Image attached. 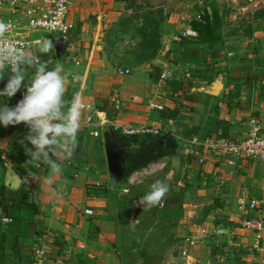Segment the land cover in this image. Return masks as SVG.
<instances>
[{
	"label": "crops",
	"instance_id": "obj_1",
	"mask_svg": "<svg viewBox=\"0 0 264 264\" xmlns=\"http://www.w3.org/2000/svg\"><path fill=\"white\" fill-rule=\"evenodd\" d=\"M133 13L134 10L126 0H71L69 21L74 29L67 40H64L68 42L66 51L60 58L53 46L46 54L39 49L31 53L49 63L55 57L57 63L63 64V75L66 76L65 95H68H64V100L68 97L69 103L78 94L82 101L95 103L103 117L118 123L160 126L161 123L153 120L150 115L156 112L161 117V112L148 107L145 103L146 93L159 94L160 90H168L170 93L173 86L169 85V81L161 83L160 80H154L151 75L155 74L159 78V74L155 70L156 73L152 72L149 65L147 68L142 66L135 74L118 75L108 59L110 39L113 40L111 49L117 51L116 47L126 49L132 36H137L134 27L139 20L132 23L127 21L133 18ZM20 19L26 23L23 15ZM124 21L129 24H124ZM26 36L49 41L51 45L53 40L61 39L43 32L29 33ZM162 36V47L153 61V66H157L160 73L172 68L178 69L185 63L182 54L175 60L169 58L170 51L175 49L178 40L177 30L164 32ZM254 39L253 50H250L247 57L256 73H260L259 71H264V32L256 30ZM167 56L169 57L166 58ZM73 75L80 77L78 82H73ZM235 77L234 82L240 83V87L238 90L235 86L231 87L230 91L238 92L232 94L235 95L232 100L223 102L224 92L220 97L194 92L193 94L201 95L199 100L185 101L192 112H182V109L177 120L167 119L163 124L174 137L176 129L179 131L184 128L180 140L186 146L193 139L182 135L188 127H199L200 133L210 131L212 139L217 122L226 123L229 134L234 139H243L248 135L251 118H255L264 128V76L254 79L253 85L246 83L242 76ZM4 79H8V76ZM240 80L242 81L238 82ZM114 99L120 101L119 109L116 108ZM163 100L165 103L162 100L160 102L164 103V109L174 110L180 104L172 99ZM14 106L12 100V107ZM64 111H67V104ZM182 115L184 117L181 119ZM84 118L85 113L82 112L80 119ZM92 128L80 124L76 152L71 158L60 162L62 171L55 174L47 165L29 161L30 157L19 143L28 134L25 124L8 127L0 124V201L12 197V192H15L5 186L6 164L11 165L22 179L27 174L38 177L30 186L23 184L25 196L20 211L10 210L6 215L0 208V264H33V250L37 245L46 248L50 264H122L113 246L117 223L108 216L107 211L109 199L106 193L109 187L105 184L110 182L107 131H102L100 137L95 138L90 134ZM176 138L178 140V136ZM28 147L31 145L28 144ZM199 159L196 157L195 160ZM38 166L41 168L37 169ZM196 169L191 170L193 173L190 171L191 175L210 185L209 189L201 187L200 192H216L222 202L239 208L241 220L264 218V163L238 159L235 166H230L225 158L209 152L206 153L202 167ZM253 199L263 201V205L251 210L249 203ZM219 231L225 233L226 237H231L230 246L245 250L246 264H263L261 254L254 249L255 236L252 231L240 226ZM203 236H194L197 243L193 247L186 244L184 251L188 258L199 257L201 248L198 241ZM81 244H84L85 249H81ZM262 245L264 247V239Z\"/></svg>",
	"mask_w": 264,
	"mask_h": 264
},
{
	"label": "rangeland",
	"instance_id": "obj_2",
	"mask_svg": "<svg viewBox=\"0 0 264 264\" xmlns=\"http://www.w3.org/2000/svg\"><path fill=\"white\" fill-rule=\"evenodd\" d=\"M126 1L134 10V16L141 17L140 19H144L155 28L148 27L149 37L145 38V41L148 40L145 46L138 32V28L142 25L141 20L134 27L137 36H132L126 49L122 50L119 46L116 47L117 51H114L111 49L113 40L108 41L110 60L108 61L115 70L125 68L129 69L131 74H135V71L140 70L142 66L147 68L149 65L148 68L156 73L154 70L158 67L153 66V61L158 57L162 47L159 46L158 39L161 37L162 42V34L172 29L177 30L178 44L176 43L175 49L170 51L171 56L166 58L175 60L182 52H193L191 53L193 57L189 55L190 58L178 69L172 68L168 71L172 74L171 82L180 84L179 89L172 87L170 93L168 90H160L159 94L146 93L145 103L154 111L162 112V109L154 106L164 108L163 99H172L175 103H180L178 105L181 110L184 109L182 112H192L190 105L185 102V97L189 93L193 94L192 89L197 88H190L189 85L196 76L201 79L211 77L213 81L220 79L225 85L223 102L230 101L235 96L232 95L234 90L230 91L232 86L240 84L234 82L235 76H247L243 79L250 85L255 83V76L259 78L264 76V71L256 73V69L247 57L250 50H253L254 32L256 30L264 32V0ZM183 15L188 16L187 22L182 20ZM149 17L152 20H149ZM189 28L196 35L185 36L184 31ZM152 57L156 58L151 60ZM56 63L54 57L52 63L48 62V67L50 65L54 67ZM30 79L29 75V79L24 83L27 84ZM21 88L26 89L23 86ZM65 100L70 101L68 97ZM155 113L150 117L161 123L160 126L157 125L161 128L157 136L166 133L171 135V131L163 124L167 119ZM182 117L184 115L181 119ZM183 130L184 128L179 131L176 129L175 138L178 136L180 146L174 154L136 171L115 189L110 187V182L105 184L109 187L106 193L109 199L108 216L117 223L113 239L114 249L120 256L122 264H246L245 250L230 246L231 237H226L225 233L219 231L241 227V212L239 208L222 202L216 192L199 191L201 187L206 189L210 185L208 182L200 181L201 179L196 180V177L191 175V172L193 173L191 170H197L196 168L202 167L203 163L200 160L196 161V157L188 153L189 144L186 146L181 142L180 136ZM140 137L142 138H138V141L150 139L145 137L151 136ZM157 180L166 183L169 191L160 204L143 209L142 206L137 205V201ZM234 218L238 220L237 223L233 221ZM204 230L205 236H203ZM194 236H203L198 241L200 254L199 257L188 258L184 254L188 244L187 239Z\"/></svg>",
	"mask_w": 264,
	"mask_h": 264
},
{
	"label": "clouds",
	"instance_id": "obj_3",
	"mask_svg": "<svg viewBox=\"0 0 264 264\" xmlns=\"http://www.w3.org/2000/svg\"><path fill=\"white\" fill-rule=\"evenodd\" d=\"M10 28V22L0 20V81L8 76L7 83L0 90V97L11 98L22 86L26 92L14 107L0 102V124L4 127L25 124L28 134L19 143L30 157L29 161L45 164L52 173L60 174V162L71 158L76 152L80 117L85 105L78 94L73 96L70 103L64 100L66 76L63 75V64L57 63L52 70H48L47 61L7 38ZM37 46L43 54L52 47L51 42L46 40L38 42ZM29 69L33 73L26 84ZM79 79L78 75L72 76L74 83ZM168 191V185L157 180L139 198L137 205L143 209L156 206Z\"/></svg>",
	"mask_w": 264,
	"mask_h": 264
},
{
	"label": "built area",
	"instance_id": "obj_4",
	"mask_svg": "<svg viewBox=\"0 0 264 264\" xmlns=\"http://www.w3.org/2000/svg\"><path fill=\"white\" fill-rule=\"evenodd\" d=\"M71 0H0V20L11 23V28L6 34L7 38L17 43L26 50L32 52L38 49V42L42 39L30 38L26 34L34 32H43L48 36H55L63 40L74 29L73 24L69 21ZM23 15L26 23L20 19ZM183 21H188V16H182ZM185 36H194L195 32L191 28L184 31ZM37 56V55H36ZM116 72L122 76L131 74L129 69L120 68ZM161 83L172 81V74L169 72L161 73L159 78ZM26 90H19L12 100L16 105L23 98ZM117 109H119L120 101L113 100ZM85 108L82 112L85 113V118L80 119V124L91 128V136L98 138L102 131H111L126 137L138 136H157L161 132L158 126L121 124L117 121L103 117V113L98 109L95 103L82 101ZM158 109H164L162 106H154ZM250 131L243 139H218L206 140L204 142L196 139L188 142L190 149L188 153L200 158V162H205L206 153H212L214 156L225 158L227 164L235 166L238 159L258 160L264 163V128L255 119L250 122ZM167 134V133H166ZM41 167L38 166L37 169ZM34 174H27L22 181L25 186H30L37 180ZM263 201L258 202L253 199L249 203L251 210L260 208ZM241 228L250 230L255 236V250L261 254V261L264 264V247L262 245L264 239V218H245L240 222ZM205 234L206 231L204 230ZM187 242L190 246L196 245V239L189 238ZM81 249H85L84 244H81ZM187 255V252L184 251ZM33 264H50L47 259V251L43 245H37L33 250Z\"/></svg>",
	"mask_w": 264,
	"mask_h": 264
},
{
	"label": "trees",
	"instance_id": "obj_5",
	"mask_svg": "<svg viewBox=\"0 0 264 264\" xmlns=\"http://www.w3.org/2000/svg\"><path fill=\"white\" fill-rule=\"evenodd\" d=\"M134 15H133V18H130L128 20L126 19V20L129 23L134 22V20L135 21L141 20L142 25L140 26V28H138V32H139V35L142 36V40L144 43L143 45L145 46V43H147L148 41V40L145 41V38L149 37L148 32H147L148 27H151L152 29L155 27H152V25H149L150 23L147 21H144V19H140L141 17L134 16ZM149 20H152V19L149 17ZM128 22L124 21L123 23L128 25L129 24ZM155 30L157 29H154V31ZM160 40H161V37H159L158 39L159 46L161 47ZM191 53L182 52V58L184 59V61H187V59L190 58V56L193 57ZM155 58L156 57H152L151 60H154ZM148 61L149 60H147V62ZM53 68L54 67L49 66L48 70H52ZM155 71L158 72L159 78H160L161 70L158 68H155ZM32 73H33V70L29 69V75H31ZM151 76L154 78V80H159L158 77H155V74L154 75L152 74ZM241 76L245 79L247 77V76L244 77L243 75ZM194 78H195L194 80H191L189 82L190 88L204 86V85L208 86L213 82L211 77H209L208 79H205V78L201 79L196 76ZM255 79H259V77L255 76ZM169 85H172L173 88H176V89L177 87L178 89L180 87L179 86L180 84L176 82H171V81L169 82ZM237 85L235 86L236 90H238L240 87V84H237ZM233 93L237 94L238 92L234 91ZM200 96L201 95L199 94L189 93L186 95L185 100L189 102H197ZM0 102L7 104V106L9 107H12V97L11 98L0 97ZM180 112H181V107L178 105L174 110H170L168 108L162 110L161 116L164 119L177 120L179 118ZM215 126L216 127L214 128L215 130L214 138H218V139L232 138L229 134V128L226 123L217 122ZM199 130H201L199 127H188L187 130H185L182 133V135L184 137L190 136L193 138L192 140L196 139L201 142H204L206 140H212L211 138L212 134L210 131L208 133L207 132L200 133ZM113 136H114L115 145L126 150V154L124 156L125 162H126L125 178L130 177L136 171L146 168L150 164H154L158 162L160 159H163L166 156L174 154L179 149V146H180L179 141L172 134L171 135L165 134V136L145 137V138H150V139L141 140V141H138L137 139L142 138V137H126V136H122L114 132H113ZM134 145H137V146H134ZM12 193H14L12 197H9L8 199L6 197L0 201V208L3 210L2 212L6 215L10 210L20 211L22 206L24 205L23 198L25 196V192L15 191ZM4 217L7 218V216H4Z\"/></svg>",
	"mask_w": 264,
	"mask_h": 264
},
{
	"label": "water",
	"instance_id": "obj_6",
	"mask_svg": "<svg viewBox=\"0 0 264 264\" xmlns=\"http://www.w3.org/2000/svg\"><path fill=\"white\" fill-rule=\"evenodd\" d=\"M52 46L56 51L58 58L64 53L68 47V42L63 39L53 40ZM8 79L0 81V90H3ZM224 89V83L220 79H215L213 83L207 87H197L193 88V92L203 93L213 97H220ZM165 136V134L161 135ZM106 151L109 160V172H110V187L115 189L116 187L123 184L125 178L126 167L123 162V155L125 154V149L120 148L114 143V136L112 133H106ZM6 173L4 176L5 186L14 191H25V186L23 185L22 178L16 172V170L9 164L5 165Z\"/></svg>",
	"mask_w": 264,
	"mask_h": 264
},
{
	"label": "flooded vegetation",
	"instance_id": "obj_7",
	"mask_svg": "<svg viewBox=\"0 0 264 264\" xmlns=\"http://www.w3.org/2000/svg\"><path fill=\"white\" fill-rule=\"evenodd\" d=\"M123 162L126 164V162H125V158L123 159Z\"/></svg>",
	"mask_w": 264,
	"mask_h": 264
}]
</instances>
